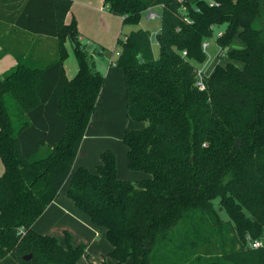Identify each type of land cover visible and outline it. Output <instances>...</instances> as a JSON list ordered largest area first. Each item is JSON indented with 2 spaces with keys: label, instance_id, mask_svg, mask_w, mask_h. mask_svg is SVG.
Returning a JSON list of instances; mask_svg holds the SVG:
<instances>
[{
  "label": "trees",
  "instance_id": "trees-1",
  "mask_svg": "<svg viewBox=\"0 0 264 264\" xmlns=\"http://www.w3.org/2000/svg\"><path fill=\"white\" fill-rule=\"evenodd\" d=\"M47 1L50 21L29 8L31 0L14 21L55 36L56 58L38 64L16 56L0 75V264H77L84 250L69 232L61 243L32 228L70 175L104 84L75 18L65 22L72 1ZM211 1L103 0L123 24L161 6L157 55L149 31L138 28L116 39L112 61L123 71L127 116L142 122L123 133L127 166L149 177L118 179L115 153L106 149L96 172L77 167L66 190L105 229L116 263L264 264V244L250 246L264 239V0ZM220 25L218 46L235 36L244 45L227 50L229 61L203 75L200 89L189 59H204L201 43ZM67 40L77 62L71 78Z\"/></svg>",
  "mask_w": 264,
  "mask_h": 264
},
{
  "label": "crops",
  "instance_id": "crops-1",
  "mask_svg": "<svg viewBox=\"0 0 264 264\" xmlns=\"http://www.w3.org/2000/svg\"><path fill=\"white\" fill-rule=\"evenodd\" d=\"M26 2L27 0H0V50L2 48L5 49V52L0 55V75L17 63V57H22L25 60L38 64L47 63L56 58L57 38L55 36L35 33L20 28L15 23V17L24 8ZM47 2V0H31L29 8L32 10H38L43 18L48 22L51 19V9ZM100 2L101 5L98 7L96 6L95 8L106 14V18L110 24L109 33L112 34L116 26L114 17H118V15L110 13L103 0H99V3ZM155 7L156 6L151 7L150 10L156 12L153 10ZM147 14L146 18H148ZM158 14H160V12ZM72 16L71 4L70 10L65 16V22L68 23ZM119 17L122 19L121 16ZM78 30L79 37L83 36L86 38V42L84 44L89 47L92 54L94 55L96 50L99 51L101 48L98 47L100 44L97 41L99 40H97V37L90 32L89 28L79 23ZM119 36L120 34L116 36V39ZM115 51L119 52L120 48ZM116 56L117 55L115 54V58ZM68 57L69 53L63 61V66L66 77L71 78L77 71V62L73 63L72 61H67ZM115 58H112L111 56L110 62ZM112 63L113 62H111V64H109L106 68L104 84L100 90L96 107L79 146L70 175L62 187L58 190L53 200L32 224V228L38 233L56 236L61 243L65 242L64 232H69L71 235L70 243L73 246L83 243L88 252H98L103 246L104 243L101 241V232L103 231L105 233V229L103 227H101L103 228L102 230L98 229L99 226L94 225L90 218L83 211L78 209L72 199L67 196L66 190L69 185V180L76 168L84 166L90 172H96V167L100 164L101 152L106 149H113L115 151H119L120 154L121 163L118 162L117 164L118 179L136 181L149 177V174L141 170L133 173L127 171L128 169L125 168L127 165L126 153L123 155L122 149L119 146L115 148L112 141L115 134L112 108L114 109L116 107L118 100L119 102L126 101L123 71L120 67ZM94 64L96 67L95 59ZM236 64L238 66L242 65L240 62H236ZM67 67L69 68L71 76H68L69 72L67 73ZM116 88L118 92L114 91ZM141 126L142 122L134 127L139 128ZM125 150L127 151V148H125ZM3 170V164L1 163L0 174H2ZM110 250L111 245L109 251ZM102 259L103 264H111V262L114 261L108 257V253L107 259Z\"/></svg>",
  "mask_w": 264,
  "mask_h": 264
},
{
  "label": "rangeland",
  "instance_id": "rangeland-1",
  "mask_svg": "<svg viewBox=\"0 0 264 264\" xmlns=\"http://www.w3.org/2000/svg\"><path fill=\"white\" fill-rule=\"evenodd\" d=\"M99 5H101V2L99 3V0H72V14H73L72 17H74L76 20L77 29H78V24L81 23L82 25L87 26L90 32H92V34H94L97 37V40H99L97 41L100 44L98 47L101 48L99 49V51L96 50V53L93 55L95 58L93 57V59H95L96 67L103 74V76L105 75L107 66L111 64L110 57L112 56V58H115V50L119 49V45L116 44V36L118 34H120V38L122 39L124 35L128 33L130 30H135L138 28L148 30L151 37L150 39L152 40L153 53L154 55H157L158 46L156 43L157 41L155 39V34L153 32L158 30L160 27L159 17L155 19L146 18L147 11H144L141 15L140 21L137 24H130V23L123 24L122 19L119 16L118 17L116 16L114 17L116 21V26L114 28L113 33L110 34L109 33L110 24L106 18V14L100 12L98 9L95 8L96 6L98 7ZM153 10L159 13L161 12V6L157 5ZM223 28L224 25L214 26L212 34L209 37L205 38V40L208 43V47L205 51V57L201 62L196 61L194 59H189L190 62L197 68V70L203 73V75L210 74L216 64H225L226 62L229 61V57L226 54L227 50L240 49L244 45L242 40L237 36H235L233 37L230 45L225 47L226 48L225 54L222 56L220 54L222 47L220 48L218 46V44L215 41V38L217 31L222 30ZM78 41L81 44H84L86 42V38L83 36L78 37ZM85 46L90 52H92L87 45ZM66 48L69 53V57L67 58V61H72L73 63H75L76 59L73 53V45L70 40L66 41ZM183 55L185 56L184 52ZM67 73L69 74L68 76H71L69 68ZM114 91L118 92L117 88L114 89ZM125 98H126V93H125ZM112 113H113V124L116 134V135L114 134V138L112 140L114 147L117 148V146H119L122 149L123 155L126 153V157H127V151L125 150L126 147L122 138L123 133L127 129L136 128L134 126H137L141 122L131 120L127 116L126 101L119 102L118 100L116 107L114 109L112 108ZM112 151L115 153V156L117 157L116 163L118 164V162H120L119 151H115L113 149ZM1 163L2 162L0 160V164ZM125 168L128 169L127 171H130L132 173L139 171V170H132L128 168L127 165L125 166ZM136 181L132 180L131 182H136ZM213 204L219 216L224 221H227L229 218L226 212L220 207L218 203V199L214 200ZM98 229L102 230L103 228L99 227ZM101 241H103L104 244L99 249L98 252H88V250H86L85 245L82 243L84 246V250L80 258L78 259L77 264H103L102 258L107 259V253L109 252L110 249V245L103 231L101 232ZM262 243L264 244V239H262ZM131 262H132L131 258H128L126 261L121 263H116L112 261L111 264H131Z\"/></svg>",
  "mask_w": 264,
  "mask_h": 264
},
{
  "label": "built area",
  "instance_id": "built-area-1",
  "mask_svg": "<svg viewBox=\"0 0 264 264\" xmlns=\"http://www.w3.org/2000/svg\"><path fill=\"white\" fill-rule=\"evenodd\" d=\"M178 1H182V0H178ZM208 1H209V4H210V5L213 4V1H211V0H208ZM150 9H151V8L148 9V14H147V16H148L149 19H155V18H157V17L160 18V14H158V13H156V12H153V11H151ZM182 9L184 10L185 7L183 6ZM213 28H214V26H213ZM157 32H158V31H157ZM157 32H155L154 34L156 35ZM221 32H222V30H218L217 33H216V36L220 35ZM207 47H208V43H207V41L204 39V40L202 41V43H201V48H202V51H203L204 53H205ZM219 47H220V46H219ZM220 48H221V47H220ZM221 49H222V50H221V53H220V54L223 56V55L225 54V49H226V48H221ZM118 53H119L118 51H115V54H116V55H118ZM112 61H113V60H111V62H112ZM202 77H203V73H202L201 71H198V70H197V82H196V84H197V86H198L200 89H204V82H203ZM261 244H262V242H261L260 240H254V241H251V242H250V246H251V247H259Z\"/></svg>",
  "mask_w": 264,
  "mask_h": 264
},
{
  "label": "water",
  "instance_id": "water-1",
  "mask_svg": "<svg viewBox=\"0 0 264 264\" xmlns=\"http://www.w3.org/2000/svg\"><path fill=\"white\" fill-rule=\"evenodd\" d=\"M28 258H30V254L23 256V259H28Z\"/></svg>",
  "mask_w": 264,
  "mask_h": 264
}]
</instances>
